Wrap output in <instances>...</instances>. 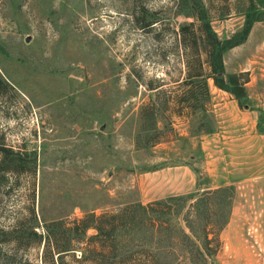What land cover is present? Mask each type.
Listing matches in <instances>:
<instances>
[{
    "label": "rangeland",
    "instance_id": "rangeland-1",
    "mask_svg": "<svg viewBox=\"0 0 264 264\" xmlns=\"http://www.w3.org/2000/svg\"><path fill=\"white\" fill-rule=\"evenodd\" d=\"M195 10L219 37L259 18L222 55L248 72L244 109L210 80L204 111L169 102ZM0 145L23 162L0 185V264H41L30 209L38 232L132 216L114 234L129 264H264V0H0Z\"/></svg>",
    "mask_w": 264,
    "mask_h": 264
},
{
    "label": "trees",
    "instance_id": "trees-1",
    "mask_svg": "<svg viewBox=\"0 0 264 264\" xmlns=\"http://www.w3.org/2000/svg\"><path fill=\"white\" fill-rule=\"evenodd\" d=\"M183 15L191 17L192 20L179 23L175 32L185 69L183 77L173 81L178 91L169 101L173 104L176 116L185 114L191 117L197 110L204 111L209 99L208 80L214 88L235 99L240 109H244L248 72L225 73L222 55L227 49L245 41L252 23L259 18L250 16L241 30L219 37L204 11L195 10ZM160 85L150 89L155 90ZM4 87L9 88V85L4 84ZM140 116H146L142 110ZM18 156V153L0 145V185L6 176L20 174L23 162ZM29 215L30 225L26 226V235L32 237L36 245H42L41 264H100L104 259H110L111 264H129L125 258L117 259L114 234L128 224L133 219L132 216H126L122 212L99 215L90 213L71 221L51 220L43 223V231L38 232L33 209H30ZM89 229L93 230L94 234L86 237L85 233ZM10 232L8 229L7 233ZM211 243L214 247L210 256H214L220 248L217 234H214L212 239L203 236V252ZM83 244L85 246H82ZM75 253H79V257H75ZM148 264L159 263L152 258Z\"/></svg>",
    "mask_w": 264,
    "mask_h": 264
},
{
    "label": "crops",
    "instance_id": "crops-1",
    "mask_svg": "<svg viewBox=\"0 0 264 264\" xmlns=\"http://www.w3.org/2000/svg\"><path fill=\"white\" fill-rule=\"evenodd\" d=\"M216 90V89H215ZM218 92H220L221 94H226V93H224V92H222V91H220V90H217Z\"/></svg>",
    "mask_w": 264,
    "mask_h": 264
}]
</instances>
